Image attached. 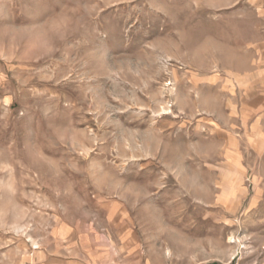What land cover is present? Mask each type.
Wrapping results in <instances>:
<instances>
[{"label":"rangeland","instance_id":"374dc122","mask_svg":"<svg viewBox=\"0 0 264 264\" xmlns=\"http://www.w3.org/2000/svg\"><path fill=\"white\" fill-rule=\"evenodd\" d=\"M0 264H264V0H0Z\"/></svg>","mask_w":264,"mask_h":264}]
</instances>
